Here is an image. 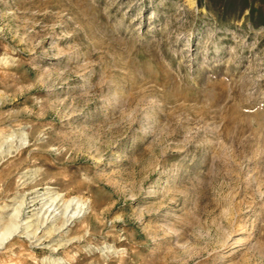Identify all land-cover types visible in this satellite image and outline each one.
Wrapping results in <instances>:
<instances>
[{
  "label": "rangeland",
  "instance_id": "rangeland-1",
  "mask_svg": "<svg viewBox=\"0 0 264 264\" xmlns=\"http://www.w3.org/2000/svg\"><path fill=\"white\" fill-rule=\"evenodd\" d=\"M0 264H264V0H0Z\"/></svg>",
  "mask_w": 264,
  "mask_h": 264
}]
</instances>
